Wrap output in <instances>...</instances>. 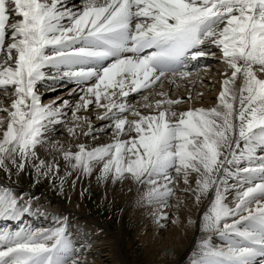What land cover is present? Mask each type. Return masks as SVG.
<instances>
[{
  "label": "snow or ice",
  "instance_id": "6c2138e0",
  "mask_svg": "<svg viewBox=\"0 0 264 264\" xmlns=\"http://www.w3.org/2000/svg\"><path fill=\"white\" fill-rule=\"evenodd\" d=\"M213 48L225 66L215 105L178 109L194 100L191 91L172 98L166 86L194 85L191 62L215 56ZM262 77L264 0H84L76 11L65 0H0V171L31 167L38 178L58 179L61 190L73 173L98 172L105 185L128 181L157 223L169 218L164 210L181 180L197 204L214 191L191 264H264V157L237 169L242 184L232 205L225 196L228 165L252 164L257 149L264 152ZM45 80L74 82L75 106L43 104L37 85ZM132 94L143 96L147 114L129 105ZM92 105L104 110L97 119L110 121L112 141L75 151L52 144L64 161L60 175L55 157L41 159L37 150L57 124L70 123V136L84 127L91 135L90 118L79 113ZM66 109L70 122L61 119ZM22 199L0 186V219L29 212ZM71 251L62 225L0 231V264H80Z\"/></svg>",
  "mask_w": 264,
  "mask_h": 264
},
{
  "label": "bare ground",
  "instance_id": "6f19581e",
  "mask_svg": "<svg viewBox=\"0 0 264 264\" xmlns=\"http://www.w3.org/2000/svg\"><path fill=\"white\" fill-rule=\"evenodd\" d=\"M65 2L68 8L76 11L82 9L84 0H65ZM210 51L215 52V56L202 57L198 61L191 62L189 66V71L193 74V81H196L194 85L192 81H181L179 87L175 84L166 86L165 90L170 89L172 98L184 97L187 99L189 91H191L194 100L178 105V109L186 110L189 107L209 108L215 105L220 82L223 79L220 73L224 71L225 66L219 62V51L214 48ZM68 84H70V87L67 91L51 95V88L57 89ZM212 88L214 89L213 93H206ZM160 90V88L155 89V91ZM37 91L41 95L43 104H48L54 100L58 102L63 98L67 100L72 98L69 101L75 106L81 95L77 85L68 81L54 83L45 80L38 83ZM201 92L203 96H197V93ZM143 95H149V91H144ZM155 98L158 97H153V99ZM128 103L145 114L150 111L142 107L144 101L141 94L130 95ZM8 104H10V100L5 98V105ZM103 111V109H98L95 105H92L90 111L79 113L81 116H88L93 126L92 134L87 137L81 134L88 131L87 127L77 129L76 135L70 136L67 132V126H71L70 123L67 126L66 124L52 126L46 134L48 142L37 150L39 157L47 161H51L55 157L61 165L60 175H64V161L57 152L50 151L52 144L59 142L64 148L71 146V150L75 151V145L80 143L85 144L89 149L110 143L113 135L112 129L109 127L110 121L97 119L98 114H102ZM65 112L66 115L61 119L70 122L71 111L66 109ZM3 115L6 114L0 113V116ZM129 118L132 117L129 116ZM59 126H61V129ZM57 131H61L59 136H56ZM262 157H264V152H261L258 148L256 161L252 164L244 161L239 165H228L232 175L226 177L228 189L225 192L226 203L229 205L234 203L237 188L242 184V179L236 175L237 169L257 166L256 162ZM97 175L98 172H94L90 176L80 175L77 178V174L73 173L64 183L68 188L64 203L61 202L52 209L31 203V210L18 219H0V231L6 229L19 231L21 228L50 230L62 225L65 228V238L72 250L68 255L72 259L78 260L80 264H124L122 262L126 264L122 251H119L121 249L119 245L120 238L126 227L132 231V235L142 244L148 255V261L144 264H191L192 260L196 258L198 242L203 237V233L200 231V223L214 197V191L209 194L208 198H202L201 202L197 204L193 195L184 191L188 186L184 185L181 180L175 186L176 195L171 198L170 206L164 210L169 218L157 223L149 206L142 204L139 200L135 186L128 181L115 184L109 181L106 185L98 183ZM173 175L175 174L173 173ZM5 177L7 176L4 175ZM18 177L19 175L14 180L5 179L10 184L7 187L20 197V191L22 190L20 186L23 187L24 185L21 184ZM56 180V182L59 181ZM192 186L194 187V184ZM88 196L98 199L102 204L105 201L109 206L121 209L123 216L125 215L124 225H122L123 216L116 228L117 231L111 230L107 225L92 217L85 209L86 197ZM190 219L194 221L193 224H189ZM212 243L219 245L222 241L218 237H213ZM167 249L174 250L179 257L171 259L162 256L161 252Z\"/></svg>",
  "mask_w": 264,
  "mask_h": 264
},
{
  "label": "rangeland",
  "instance_id": "374dc122",
  "mask_svg": "<svg viewBox=\"0 0 264 264\" xmlns=\"http://www.w3.org/2000/svg\"><path fill=\"white\" fill-rule=\"evenodd\" d=\"M69 85L70 84L66 85L65 87L57 88L55 89V91H51V95H56L58 93H61L62 91H67L68 87H70ZM211 92H214L213 88L208 90L206 93ZM63 99H60L58 103ZM70 99L72 98H69V100ZM59 128L61 129V126H59ZM59 134H61V131L56 132V136H59ZM4 175L7 176L5 178H9V180H14L17 176L15 169H12L11 176H9V174L6 172L0 171V186L3 187H7L8 185H10L7 183ZM2 178L5 180H3ZM18 178L20 179L19 181L21 182V184L24 185L23 187L20 186V188L22 189L20 191V197L23 198L21 202L30 201L32 204L50 207L51 209L54 206H58L59 204H61V202H65V193L67 194L68 188L66 185H63V188L61 190L59 181H52L44 177L38 178L35 171L31 167H28L24 172L20 173ZM85 209L86 212H88L92 217L96 218L97 221L104 225H107L109 228H111V230L117 231L116 228L120 224V220L123 216V212L121 209H115L114 207L109 206L105 201L102 204L101 201L92 196L86 197ZM124 218L125 215L122 219V225H124ZM124 230L125 231L122 233L119 242V245L121 247L119 251H122L126 259V264H144L146 261H148V255L145 252L142 244L132 235V231L130 229H127L125 227ZM161 255L167 256L171 259H176L179 257V255L176 254L172 249H167L166 251L161 252ZM122 263L125 264V262Z\"/></svg>",
  "mask_w": 264,
  "mask_h": 264
}]
</instances>
